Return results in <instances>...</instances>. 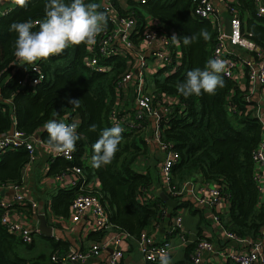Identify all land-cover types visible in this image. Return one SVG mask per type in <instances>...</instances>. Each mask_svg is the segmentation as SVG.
<instances>
[{"label": "trees", "instance_id": "16d2710c", "mask_svg": "<svg viewBox=\"0 0 264 264\" xmlns=\"http://www.w3.org/2000/svg\"><path fill=\"white\" fill-rule=\"evenodd\" d=\"M100 1L85 0V3L99 4L98 11L109 18ZM46 3L47 0H30L27 8L15 6L0 17V137L16 129L32 137L40 134L38 137L47 144L44 125L49 120L56 117L57 122L76 123L81 139L77 141L73 158L67 160L58 155L49 173L59 175L67 168L81 167L87 183L93 179L99 182V189L91 192L102 201L109 223L139 240L154 221L158 223L167 218L164 209L168 210L161 195L147 198L155 176L151 170L142 172L138 168V162L148 154L147 133L143 129L150 124L149 117L135 119V124L140 126L119 125L123 132L115 159L110 165L92 167L93 144L99 132L117 125L111 111L117 106L123 113V92H118L117 83L133 65L134 57L129 53L126 57L105 56L99 59L102 68L97 69L87 64L89 47L81 45L70 46L61 55L35 65L17 63L14 55L16 33L9 31V25L13 21L31 19L35 23L43 20ZM197 3L198 0H146L144 3L130 0V10L137 20L131 37L133 49L135 52L140 49L148 16L157 18L160 29L172 37L181 38L178 44L182 64L168 76L157 72L160 69L156 67L147 83V90L155 96L156 106L170 109L161 116L160 127L165 142H170L180 154L173 167L172 185L180 191L195 174L222 184V192L231 201L232 231L241 236H257L264 224V206H259L260 191L254 178L256 165L253 161V152L264 131V120L256 114L257 102L250 99L248 91L238 81L222 73L219 75L225 87L218 88L214 96L202 93L185 98L177 89V84L187 79L189 71L206 69L207 62L213 59L217 42V27L195 14ZM231 5L237 10L243 30L252 33L251 38L264 54V16L257 13L255 0H235ZM121 13L126 11L120 10ZM111 26L108 20L107 28ZM202 28L207 29L208 40L198 38L188 46L183 44L184 36L199 33ZM34 30H39L38 26ZM35 78L40 80L31 84ZM69 100L80 102L73 106ZM123 110L128 111L124 107ZM93 124L97 126L96 132L89 131ZM33 160L24 144L0 150V184L22 186L23 173ZM77 193V187L71 186L52 192L53 210L59 215H68ZM20 205L16 202L5 208L0 205V264H62L51 261V256L62 253L57 250L63 249L62 246L58 248L60 242L53 237L49 238L54 245L51 255L41 254L35 258L20 255L21 245L31 249L35 242L25 243L23 236L3 222L7 209L16 214L25 210L31 213L27 215H33L30 204ZM170 210L169 216H175L177 207H170ZM102 232L99 234H104ZM192 247L194 250L195 243L187 248V259ZM147 264H161V261Z\"/></svg>", "mask_w": 264, "mask_h": 264}, {"label": "built area", "instance_id": "2783aa9c", "mask_svg": "<svg viewBox=\"0 0 264 264\" xmlns=\"http://www.w3.org/2000/svg\"><path fill=\"white\" fill-rule=\"evenodd\" d=\"M139 3H144L146 0H136ZM101 6L108 14L111 28H106L98 37L97 43L94 46L89 47V59L87 64L90 67L101 69L99 59L105 56L118 54L124 52L129 53L134 57L133 65L124 74L121 80L117 83V89L119 93L124 92V89L131 83L135 82L136 87V108L133 111L121 110L115 106L111 111L112 118L118 125L131 124L132 126H140L141 124H135V119L139 121L143 118H155L156 129L153 139L159 142L164 151V158L161 164L162 180L166 184L169 192L177 197L183 196V192L186 187L180 191H176L172 185L173 167L178 162L180 154L173 149V145L170 142H165L163 131L160 127L161 116L164 113L170 111L168 107L156 106L155 96L147 90L148 76L151 75L154 67L162 66L171 63L173 60L178 61V66L182 64V56L177 54V48L175 43L171 39V34H168L166 30L160 29V22L157 18L147 17L143 28V39L138 51H134V43L131 40L133 30L137 24V20L133 16L134 13L130 10L132 7L128 6H116L115 0H101ZM232 2L227 4V19L230 21V33L226 32V23L222 24L221 12L217 7V0H198L195 8V14L203 19L210 20L218 29L217 42L213 50V59H221L226 62L225 69L222 72L223 75L232 78L242 84L244 74L242 64H244L245 76L247 75L252 84L258 83L262 94L264 96V54L260 48L253 41L252 33L243 30L242 21L237 15V10L231 5ZM256 10L260 16H264V0H255ZM120 10L126 11L121 13ZM5 11H0V17L5 15ZM174 46V47H173ZM233 46H239L246 48L250 52L257 50L259 56L253 60H247L248 56H236L239 53H235L234 56L240 60V63L228 59L225 54L228 50H235ZM182 53V51H181ZM251 56V55H249ZM17 63H20L17 58ZM177 66V67H178ZM175 67V69L177 68ZM174 69V70H175ZM37 70V66L34 67ZM40 78L32 80L31 84H36ZM251 100L252 96L249 94ZM258 107L256 114L264 120V106L262 107L261 101H256ZM160 109V110H159ZM159 112L162 115H159ZM143 130H146L145 128ZM147 142L150 141L147 135ZM36 143L45 144L38 136L32 137L19 130H13L9 133H5L0 137V150L10 145L24 144L31 154V159L36 157ZM47 145V144H45ZM64 157L67 160H71L74 156V152L65 155L63 153H55ZM253 161L256 165V172L254 175L255 181L258 184L260 195L264 192V185L260 182L264 179V131L262 140L253 152ZM67 171L74 174L70 185L77 187L78 193L74 197L71 204V214L69 216L73 221H78L86 216V222L90 227L102 229L109 226V218L106 213L105 207L100 198L91 192L93 189H89V183L81 167L75 166L67 168ZM222 184L206 185L203 187L201 194L196 199L203 207L208 205L218 204L221 199H227L228 197L222 192ZM7 190H13L11 198H7L5 192ZM86 191H89L86 193ZM85 192V193H84ZM229 199V198H228ZM18 204H30L33 209H37L38 204L35 200L28 197L22 186L11 184L7 187L0 184V205L5 208L11 203ZM164 216H168V210L164 209ZM218 219V216L215 217ZM174 228L178 229L181 233V237L185 240V236L182 230L183 219L180 215H176L172 218ZM3 222L7 224L11 229L15 230L21 236L25 243L33 241L35 230L29 226H25L22 223V219L12 213L10 209H7L3 215ZM153 223H157L154 221ZM112 225V224H110ZM113 226V225H112ZM117 229V228H116ZM118 233L107 242H94L86 250H70L67 253H60L58 255H52L51 261L61 262L62 264L73 263H85L96 257H98L103 250L110 247L108 261H94L92 264H120L121 259L124 256L121 242L123 237L129 236L118 230ZM261 232L264 233V224ZM32 234H34L32 236ZM228 238L234 240H243V236L236 234L232 230L226 232ZM131 237V236H129ZM133 238V237H131ZM140 244V249L145 261L159 262L162 255H171L172 249L169 242H159L150 233L145 231L141 235V238L137 240ZM112 245V246H109ZM215 251V245L209 240H199L191 255V261L193 264H208L204 261L205 254ZM228 257L235 264H264V242L259 239H254L250 242V248L245 252H229Z\"/></svg>", "mask_w": 264, "mask_h": 264}, {"label": "crops", "instance_id": "0c3cea01", "mask_svg": "<svg viewBox=\"0 0 264 264\" xmlns=\"http://www.w3.org/2000/svg\"><path fill=\"white\" fill-rule=\"evenodd\" d=\"M105 1V0H104ZM235 0H217V7L221 12V22L226 23L227 20V4L228 2H234ZM130 0H115L116 6H128ZM12 4L0 5V11L5 10ZM177 48V54L182 56L180 45L175 43ZM237 53L236 56H249L248 51L245 48L239 46H233ZM235 57V56H234ZM244 74L241 86L245 88L248 93L252 96L254 101H261L262 107L264 106V96L258 83L252 84L250 80L245 76L244 64H242ZM150 77V75H149ZM149 80V79H148ZM136 87L135 82H131L125 89L122 95V107L128 111H133L136 108V99L134 89ZM160 110V109H159ZM149 125L146 129V133L150 138L148 142V154L138 162V168L142 172L151 170L154 173L155 181L152 188L147 193V198H157L164 194L169 195L170 198L177 201L176 215H180L183 219L182 230L185 236V240L181 237V232L174 228L173 220L170 217V205L168 207V216L163 221L153 223L149 231L157 241L169 242L172 252L169 256L171 264H193L191 261V254L193 253V247L189 250L190 258L187 259V248L194 246L201 239H206L214 243L215 251L208 252L205 254L204 261L208 264H235L228 256L229 252H245L250 248V242L254 239H259L264 242V233L260 232L257 236L254 235H243V240H234L228 238L226 232L232 230L230 208L231 201L227 199H221L218 204L208 205L203 207L198 203L196 197L201 194L202 189L206 185H214L215 182H209L202 178L200 174H195L192 179L186 181L181 198L173 197L167 189L166 184L162 180L161 175V164L164 158V151L159 142L153 139L154 132L156 129L155 118H149ZM40 136V134H38ZM46 144V143H45ZM36 143V157L25 169L23 173V189L25 194L35 200L38 204L37 209H34L33 215H27L25 210L20 213H12L22 219V223L25 226H29L35 230L33 238L34 247L29 249L23 245L20 247V255L27 258H35L41 254L51 255L54 250V245L50 241V237L59 241V247H63V253H67L70 250H86L94 242H107L118 233L117 229L110 225L107 228H94L90 227L86 222V216L78 221H73L69 218L71 211L68 215H59L53 210L51 193L55 192L59 188L70 187V183L74 178V174L66 171L59 175L49 173L51 164L57 157L54 152L48 149L47 145ZM264 185V179L260 182ZM99 182L93 179L89 182V189H99ZM72 187V186H71ZM13 190H7L5 195L7 198H11ZM187 202L188 204H184ZM20 205V204H19ZM21 206V205H20ZM259 206H264V192L260 195ZM172 209V207H171ZM43 215L47 221V225L52 228V234L46 235L40 228V216ZM218 216V219L215 217ZM29 217V218H28ZM101 231L104 234H99ZM102 232V233H103ZM100 235V236H99ZM99 236V237H98ZM38 237H41L44 241H48L49 253L42 252L34 254L32 251L37 245ZM97 237V238H96ZM46 243V242H45ZM42 246H47L42 243ZM112 246V245H109ZM124 251V256L121 259L120 264H147L140 249V244L134 238L125 236L122 239L120 245ZM195 248V247H194ZM110 247H107L101 254L85 263H73V264H92L96 261H108ZM188 255V257H189ZM176 258L178 261H176Z\"/></svg>", "mask_w": 264, "mask_h": 264}, {"label": "clouds", "instance_id": "9594fccd", "mask_svg": "<svg viewBox=\"0 0 264 264\" xmlns=\"http://www.w3.org/2000/svg\"><path fill=\"white\" fill-rule=\"evenodd\" d=\"M30 0H0V5L11 3L21 8H27ZM97 3H85V0H47L45 4V18L35 23L13 21L9 31L16 33L15 53L22 64L35 65L38 61H46L51 57L61 55L70 46L91 47L97 43V37L106 30L108 18L104 12L98 11ZM38 26L39 30H34ZM198 38L208 40L207 29L202 28L199 33L182 38L183 44L188 46ZM174 43H180L181 38L173 35ZM226 62L221 59H210L205 70L196 68L189 71L187 79L177 84L178 91L188 98L192 95L200 96L207 93L214 96L218 88L225 87L223 78L219 75L225 69ZM73 106L79 100H69ZM48 133L47 147L54 153L69 155L76 151L77 141L81 135L77 132V124H66L49 120L44 125ZM89 131L96 132L97 126L91 125ZM123 129L117 124L99 132L97 141L93 144L94 156L92 167L101 168L110 165L119 151ZM161 264H171L167 255L161 256Z\"/></svg>", "mask_w": 264, "mask_h": 264}, {"label": "rangeland", "instance_id": "374dc122", "mask_svg": "<svg viewBox=\"0 0 264 264\" xmlns=\"http://www.w3.org/2000/svg\"><path fill=\"white\" fill-rule=\"evenodd\" d=\"M16 5H11L9 7H7L5 10V15L8 14L11 9L13 7H15ZM257 44V43H256ZM258 45V44H257ZM259 46V45H258ZM246 49V48H245ZM248 51V54L251 55V56H248L246 59L247 60H253V59H256L258 56H259V53L258 51L255 49V50H252L251 52L246 49ZM237 53V51H233V50H228L225 54V57L228 58V59H231L233 61H236L237 63H240V60H238L236 57H234V54ZM115 56L119 55L121 57H126L127 55L124 53V52H120L118 54H114ZM179 64H178V61L177 60H173L171 63L169 64H165V65H162V66H157L159 67V71L157 72H162V75L163 76H168L170 73H173V71H175V67H177ZM155 68L154 67V71H155ZM156 72V71H155ZM247 79L249 80L248 76L246 75ZM151 77L148 76V79H150ZM134 94H135V97H136V92L137 90L134 89ZM254 98V97H253ZM182 196L178 197V198H181ZM154 239H156L154 237ZM157 240V239H156ZM37 245L36 247L34 248V250L32 251V253L34 254H39V253H42L43 251L46 252V253H49V246H51V244L48 242V241H44L41 237H38V241H37ZM46 242V243H45ZM159 242H162V241H159ZM42 243H44L47 247L44 248L42 246ZM176 261H178V259L176 258ZM148 262V261H146ZM151 263V262H150Z\"/></svg>", "mask_w": 264, "mask_h": 264}, {"label": "water", "instance_id": "95a60500", "mask_svg": "<svg viewBox=\"0 0 264 264\" xmlns=\"http://www.w3.org/2000/svg\"><path fill=\"white\" fill-rule=\"evenodd\" d=\"M226 32L229 34L230 33V21L229 19L226 20ZM159 115H162L161 112H159ZM53 120H57L56 117L53 118ZM163 198L167 201V204H169L171 207H176L177 206V201L173 200L172 198L169 197V195L164 194ZM40 228L41 230L48 236L52 234V228L47 225V221L43 215L40 216Z\"/></svg>", "mask_w": 264, "mask_h": 264}]
</instances>
